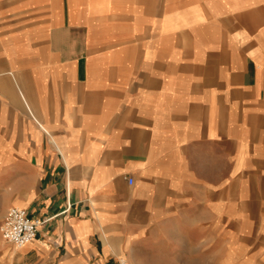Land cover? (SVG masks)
I'll use <instances>...</instances> for the list:
<instances>
[{"label": "crops", "instance_id": "crops-1", "mask_svg": "<svg viewBox=\"0 0 264 264\" xmlns=\"http://www.w3.org/2000/svg\"><path fill=\"white\" fill-rule=\"evenodd\" d=\"M13 206L0 264H264V0H0Z\"/></svg>", "mask_w": 264, "mask_h": 264}, {"label": "built area", "instance_id": "built-area-1", "mask_svg": "<svg viewBox=\"0 0 264 264\" xmlns=\"http://www.w3.org/2000/svg\"><path fill=\"white\" fill-rule=\"evenodd\" d=\"M129 181L132 183L133 179L130 177ZM42 223V220L32 218L26 209L13 206L5 215L0 231L4 240L21 247L35 239ZM116 264H129V262L125 257H120Z\"/></svg>", "mask_w": 264, "mask_h": 264}, {"label": "rangeland", "instance_id": "rangeland-1", "mask_svg": "<svg viewBox=\"0 0 264 264\" xmlns=\"http://www.w3.org/2000/svg\"><path fill=\"white\" fill-rule=\"evenodd\" d=\"M7 212H8V211H7ZM7 212H6V214H7ZM6 214H5V215H6ZM3 215H4V214H3Z\"/></svg>", "mask_w": 264, "mask_h": 264}]
</instances>
